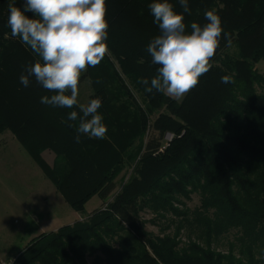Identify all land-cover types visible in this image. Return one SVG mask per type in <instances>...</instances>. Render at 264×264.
I'll return each mask as SVG.
<instances>
[{
	"label": "trees",
	"instance_id": "1",
	"mask_svg": "<svg viewBox=\"0 0 264 264\" xmlns=\"http://www.w3.org/2000/svg\"><path fill=\"white\" fill-rule=\"evenodd\" d=\"M10 2L0 0V133L19 138L76 211L95 195L104 202L31 240L12 264H264V72L257 66L264 62V0H188L189 31L215 9L227 35L213 67L180 101L138 82L159 67L146 50L159 35L153 0H106L109 54L86 74L89 100L101 99L108 131L104 139L81 134L79 143V119L68 120L71 111L82 115L79 108L41 103L54 93L34 77L20 83L38 57L11 36ZM171 2L183 12L179 0ZM15 3L23 8L24 0ZM225 75L235 83H222ZM34 121L44 123L36 126L43 137ZM47 148L52 165L41 156ZM126 164L134 165L130 177L105 202ZM194 194L199 203L191 207Z\"/></svg>",
	"mask_w": 264,
	"mask_h": 264
},
{
	"label": "clouds",
	"instance_id": "2",
	"mask_svg": "<svg viewBox=\"0 0 264 264\" xmlns=\"http://www.w3.org/2000/svg\"><path fill=\"white\" fill-rule=\"evenodd\" d=\"M179 2L183 12H177L171 0L149 3L159 35L152 38L146 50L152 64L159 67L150 81L147 78L138 81L147 92L156 90L177 101L210 71L220 40L227 35L215 9L204 13L205 24L192 22L189 31L184 17V13L191 14L188 0ZM106 15V0H24L23 8L13 0L8 5L7 26L11 36L19 38L38 57L25 68L20 83L27 87L34 77L43 89L54 93L43 96L41 103L79 108L82 115L77 111L68 115L70 121L79 119L77 143L81 134L104 139L108 131L98 112L101 99L94 98L86 104L78 99L82 73L98 66L109 54ZM221 82L235 83V80L225 75Z\"/></svg>",
	"mask_w": 264,
	"mask_h": 264
},
{
	"label": "rangeland",
	"instance_id": "3",
	"mask_svg": "<svg viewBox=\"0 0 264 264\" xmlns=\"http://www.w3.org/2000/svg\"><path fill=\"white\" fill-rule=\"evenodd\" d=\"M230 50L235 51L236 47ZM257 66L264 72V62ZM92 92L91 79L84 72L79 83V102L86 104ZM33 124L34 130L44 123L34 121ZM37 130L35 133L43 137V133ZM172 136L167 134L166 140H171ZM41 156L48 164H53L55 154L51 149H45ZM133 168L134 165L124 166L115 178V190L105 202L111 201L121 190ZM103 203L95 195L85 203L84 212L76 211L32 159L19 138L9 130L0 133V259L13 261L40 234L55 232L64 225L84 219ZM198 203L199 196L196 194L188 202L191 207ZM142 216L149 220L153 215L145 211ZM147 228L159 232L158 226L153 223H148Z\"/></svg>",
	"mask_w": 264,
	"mask_h": 264
},
{
	"label": "built area",
	"instance_id": "4",
	"mask_svg": "<svg viewBox=\"0 0 264 264\" xmlns=\"http://www.w3.org/2000/svg\"><path fill=\"white\" fill-rule=\"evenodd\" d=\"M13 261L12 260H6V259H0V264H12Z\"/></svg>",
	"mask_w": 264,
	"mask_h": 264
}]
</instances>
